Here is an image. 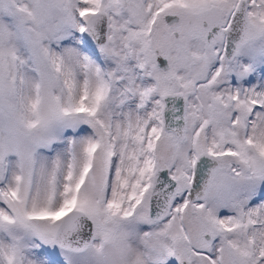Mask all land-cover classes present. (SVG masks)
Here are the masks:
<instances>
[{"label": "snow or ice", "instance_id": "6c2138e0", "mask_svg": "<svg viewBox=\"0 0 264 264\" xmlns=\"http://www.w3.org/2000/svg\"><path fill=\"white\" fill-rule=\"evenodd\" d=\"M0 264H264V0H0Z\"/></svg>", "mask_w": 264, "mask_h": 264}]
</instances>
